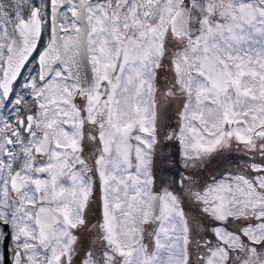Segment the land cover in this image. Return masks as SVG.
Returning <instances> with one entry per match:
<instances>
[{
	"label": "snow or ice",
	"instance_id": "obj_1",
	"mask_svg": "<svg viewBox=\"0 0 264 264\" xmlns=\"http://www.w3.org/2000/svg\"><path fill=\"white\" fill-rule=\"evenodd\" d=\"M0 264H264V0H0Z\"/></svg>",
	"mask_w": 264,
	"mask_h": 264
},
{
	"label": "rangeland",
	"instance_id": "obj_2",
	"mask_svg": "<svg viewBox=\"0 0 264 264\" xmlns=\"http://www.w3.org/2000/svg\"><path fill=\"white\" fill-rule=\"evenodd\" d=\"M165 108L168 109L169 114L172 116L170 123L175 124V112L176 106H169L167 103L165 104ZM176 149L173 147L171 142L162 143L158 149V163L160 159V153L165 152L169 155L174 154ZM173 162L169 161L168 164L171 165ZM244 163V154L240 151L235 150V146L232 150H225L223 153L214 154L212 157L207 158L201 164L197 172L200 177L206 179L212 175H216L225 169L237 170L238 168H242ZM175 170L177 172L183 171L181 164L175 165ZM189 171H192L189 169Z\"/></svg>",
	"mask_w": 264,
	"mask_h": 264
},
{
	"label": "flooded vegetation",
	"instance_id": "obj_3",
	"mask_svg": "<svg viewBox=\"0 0 264 264\" xmlns=\"http://www.w3.org/2000/svg\"><path fill=\"white\" fill-rule=\"evenodd\" d=\"M3 2L6 3V4H13L15 2V0H3ZM24 9H25V11L27 10V5L26 4L24 5ZM9 10L11 11L13 9H9ZM49 33H50V29L46 28L45 32L43 34V37H42V43H41V46H40V49H39L40 51L43 50V46L47 43L48 38H49ZM33 57H35V59L30 57V62L26 65V68L33 69L31 74L35 75L39 71L38 55L36 53H33ZM23 75L24 76L29 75L28 71H24Z\"/></svg>",
	"mask_w": 264,
	"mask_h": 264
}]
</instances>
